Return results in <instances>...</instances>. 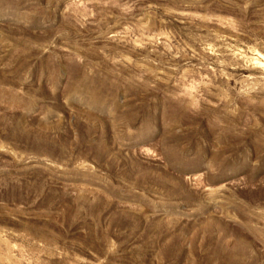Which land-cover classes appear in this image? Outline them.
Segmentation results:
<instances>
[{"label": "rangeland", "instance_id": "obj_1", "mask_svg": "<svg viewBox=\"0 0 264 264\" xmlns=\"http://www.w3.org/2000/svg\"><path fill=\"white\" fill-rule=\"evenodd\" d=\"M0 264H264V0H0Z\"/></svg>", "mask_w": 264, "mask_h": 264}]
</instances>
